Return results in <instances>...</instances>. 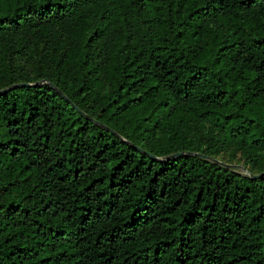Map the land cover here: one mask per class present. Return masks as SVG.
Listing matches in <instances>:
<instances>
[{
  "label": "trees",
  "instance_id": "obj_1",
  "mask_svg": "<svg viewBox=\"0 0 264 264\" xmlns=\"http://www.w3.org/2000/svg\"><path fill=\"white\" fill-rule=\"evenodd\" d=\"M4 88L0 264H264V0H0Z\"/></svg>",
  "mask_w": 264,
  "mask_h": 264
},
{
  "label": "rangeland",
  "instance_id": "obj_2",
  "mask_svg": "<svg viewBox=\"0 0 264 264\" xmlns=\"http://www.w3.org/2000/svg\"><path fill=\"white\" fill-rule=\"evenodd\" d=\"M208 127L209 124L203 132H208ZM202 137V150L215 161L224 163L231 171L240 175H253L258 171L252 154L238 147H222L221 145L212 144L204 134H202Z\"/></svg>",
  "mask_w": 264,
  "mask_h": 264
},
{
  "label": "water",
  "instance_id": "obj_3",
  "mask_svg": "<svg viewBox=\"0 0 264 264\" xmlns=\"http://www.w3.org/2000/svg\"><path fill=\"white\" fill-rule=\"evenodd\" d=\"M30 83H16V84H14L13 86H11L10 88H12V87H18V86H23V85H29ZM10 88H4V89H1L0 90V93H2V92H5V91H7L8 89H10ZM64 95V94H63ZM64 97L65 98H67L69 101H71V99L70 98H68L66 95H64ZM72 102V101H71ZM135 147L136 148H138L139 150H142L143 151V149L142 148H140V147H138V146H136L135 145ZM198 155H200V156H202V157H207V158H209L208 156H206V155H204L203 153H197ZM176 155H178L177 153L176 154H172V155H170V157H173V156H176ZM260 175H255L254 177H259Z\"/></svg>",
  "mask_w": 264,
  "mask_h": 264
}]
</instances>
